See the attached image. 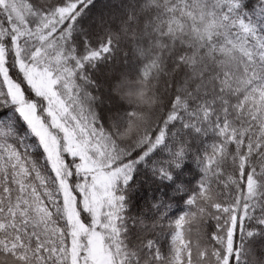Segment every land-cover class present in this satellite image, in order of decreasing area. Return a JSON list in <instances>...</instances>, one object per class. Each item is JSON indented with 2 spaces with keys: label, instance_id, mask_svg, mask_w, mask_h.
<instances>
[{
  "label": "snow or ice",
  "instance_id": "obj_1",
  "mask_svg": "<svg viewBox=\"0 0 264 264\" xmlns=\"http://www.w3.org/2000/svg\"><path fill=\"white\" fill-rule=\"evenodd\" d=\"M0 264H264V0H0Z\"/></svg>",
  "mask_w": 264,
  "mask_h": 264
}]
</instances>
